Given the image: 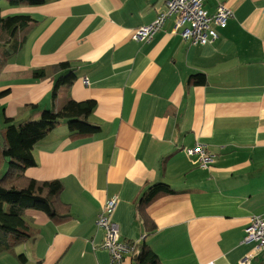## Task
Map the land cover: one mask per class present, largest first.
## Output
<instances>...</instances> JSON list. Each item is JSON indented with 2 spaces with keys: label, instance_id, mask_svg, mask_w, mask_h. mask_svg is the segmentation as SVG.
<instances>
[{
  "label": "crops",
  "instance_id": "1",
  "mask_svg": "<svg viewBox=\"0 0 264 264\" xmlns=\"http://www.w3.org/2000/svg\"><path fill=\"white\" fill-rule=\"evenodd\" d=\"M164 1H6L0 7L4 17L32 19L18 35L24 36L20 51L0 66V91L8 89L0 98L4 117L33 120L69 96L95 101L88 120L100 126L92 137L72 139L62 120L34 145L35 166L24 175L60 180L71 216L55 222L44 212L24 211L32 236L14 250L26 264H109L98 246L103 230L94 224L114 195L118 237L145 242L163 264H239L252 247L242 243L243 231L252 216H264V0H221L232 16L212 44L182 40L173 17L151 41L132 40L133 29L150 23ZM203 4L213 12L215 0ZM7 52L5 44L0 59ZM64 61L76 79L53 97L54 78L64 71L43 79L30 71ZM197 73L204 74L203 85L189 83ZM198 144L216 156L207 169L186 153ZM154 182L175 193L148 204L155 230L146 234L135 204ZM120 262L134 264L133 255ZM0 264L19 263L0 253ZM249 264H264V250Z\"/></svg>",
  "mask_w": 264,
  "mask_h": 264
},
{
  "label": "trees",
  "instance_id": "2",
  "mask_svg": "<svg viewBox=\"0 0 264 264\" xmlns=\"http://www.w3.org/2000/svg\"><path fill=\"white\" fill-rule=\"evenodd\" d=\"M1 1V0H0ZM9 6L20 4L40 5L47 0H5ZM32 19L29 15L15 14L2 16L0 10V33L4 39L0 48L8 45L9 52L3 54L0 66L20 51L24 36L18 35ZM59 73L53 82L52 96L60 86L69 87L76 79L75 70L64 61L48 68H35L30 71L31 78L43 79L50 75V71ZM190 84L203 85L206 82L204 74L190 75ZM8 89L0 91V98L6 95ZM96 102L92 99L74 101L67 96L63 104L55 109H43L38 118L23 123L13 118L4 117L3 107H0V117L4 126L0 128V163L6 168L0 174V253L12 255L19 264H26L23 253H15L14 248L27 242L32 236L29 224L22 216L26 209L44 212L55 222L68 219L70 207L61 202L60 195L63 184L60 180H36L24 175L27 168L35 166L33 156L34 145L45 138L60 121L64 120L69 137L87 138L100 131V126L89 122ZM175 190L164 182H154L142 191L135 204V210L143 223L146 234H152L155 224L146 213V207L160 195L172 194ZM145 242L137 244L132 254L134 264H163L158 255Z\"/></svg>",
  "mask_w": 264,
  "mask_h": 264
},
{
  "label": "built area",
  "instance_id": "3",
  "mask_svg": "<svg viewBox=\"0 0 264 264\" xmlns=\"http://www.w3.org/2000/svg\"><path fill=\"white\" fill-rule=\"evenodd\" d=\"M204 0H165V9L147 25L133 29L131 38L134 41L149 42L168 18L173 17V32L178 33L182 40L195 45H208L218 39L217 29H222L231 16V9L221 0H215V8L209 13L204 9ZM188 156H194L200 168L207 169L215 161V154L207 151L200 144L186 149ZM117 196L105 199L96 220L97 229L103 230V238L98 245L109 255V264H120L124 257L133 254L137 246L134 242L120 239L118 225L112 220L117 206ZM243 244H252L250 250L239 261V264H249L259 252L264 250V216L254 215L244 229ZM92 248L96 246L92 243ZM204 264H214L208 261Z\"/></svg>",
  "mask_w": 264,
  "mask_h": 264
},
{
  "label": "rangeland",
  "instance_id": "4",
  "mask_svg": "<svg viewBox=\"0 0 264 264\" xmlns=\"http://www.w3.org/2000/svg\"><path fill=\"white\" fill-rule=\"evenodd\" d=\"M6 5V1L5 0H1L0 1V7L3 8ZM4 37L3 35L0 33V44L2 43L1 41H3ZM5 166V165H4ZM4 168L0 167V174L2 173Z\"/></svg>",
  "mask_w": 264,
  "mask_h": 264
},
{
  "label": "water",
  "instance_id": "5",
  "mask_svg": "<svg viewBox=\"0 0 264 264\" xmlns=\"http://www.w3.org/2000/svg\"><path fill=\"white\" fill-rule=\"evenodd\" d=\"M133 259H134V257H133Z\"/></svg>",
  "mask_w": 264,
  "mask_h": 264
}]
</instances>
